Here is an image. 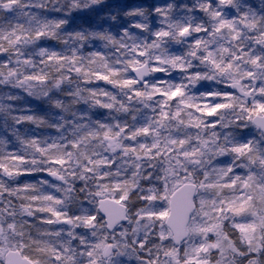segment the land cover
I'll list each match as a JSON object with an SVG mask.
<instances>
[{"label": "snow or ice", "instance_id": "snow-or-ice-1", "mask_svg": "<svg viewBox=\"0 0 264 264\" xmlns=\"http://www.w3.org/2000/svg\"><path fill=\"white\" fill-rule=\"evenodd\" d=\"M46 8L0 0V264H261L264 10L171 0L53 48ZM33 94L49 134L24 130Z\"/></svg>", "mask_w": 264, "mask_h": 264}, {"label": "clouds", "instance_id": "clouds-1", "mask_svg": "<svg viewBox=\"0 0 264 264\" xmlns=\"http://www.w3.org/2000/svg\"><path fill=\"white\" fill-rule=\"evenodd\" d=\"M44 3L47 6V19L50 21L49 28L51 32L55 33V35L50 37V40L55 41L58 45L61 40L67 38L66 34L68 32H82L89 36L94 33H108L115 36L127 30L132 35H139V33L133 31V26L143 25L145 29L152 28V18L155 15L149 5L125 8L123 5L115 3L114 0H44ZM244 3L248 8H255L258 11L264 10V0H244ZM182 8L183 5L177 7L172 4V11L169 16L177 18ZM57 10H62L59 12L61 16L66 13L63 24L58 28L55 27L54 23L57 17L56 14H58ZM39 11V9L33 10L36 15L39 14ZM74 14H78L81 18L77 19ZM84 15L90 18V23L83 18ZM4 16H7V13L0 16V23L7 22ZM156 23H160L157 17ZM29 98L32 101H36L39 106H42V112L45 115L39 118L42 120L41 123H37L36 119L27 120L24 130L28 131L31 129L42 135L49 134L55 128V120L60 114V109L55 107L53 100L49 96L42 94H33L27 98L22 96L20 100L22 103L29 105ZM33 109H35V106H33ZM107 116L108 112L105 110L102 114H100L99 110H94V118L103 119ZM235 135H238V133H235ZM234 264H246V260L244 257H237ZM261 264H264V261Z\"/></svg>", "mask_w": 264, "mask_h": 264}, {"label": "trees", "instance_id": "trees-1", "mask_svg": "<svg viewBox=\"0 0 264 264\" xmlns=\"http://www.w3.org/2000/svg\"><path fill=\"white\" fill-rule=\"evenodd\" d=\"M115 3L121 4L123 5L125 8H131L133 6H138V5H149L151 7L153 6H164L166 3L171 2V0H114ZM178 3L180 2H184V0H177ZM187 2H191V0H187ZM56 15H60V14H56ZM74 16H76L77 19L81 18L78 14H74ZM83 18L87 21V22H91L90 18L87 15H84ZM153 26H158L156 23V17L155 15L153 16ZM136 31V30H133ZM41 46H47V47H53V48H59V45L55 42V41H46V42H42ZM98 86L100 87H104V88H109L111 86L106 85L104 82H98ZM29 107H31L33 109V106H35V109L38 113L43 111L42 106H39L37 104L36 101H32L29 98ZM104 110H99L100 114L103 113ZM31 127V126H30ZM22 179H28V180H35L37 179V177L33 176V177H22Z\"/></svg>", "mask_w": 264, "mask_h": 264}, {"label": "rangeland", "instance_id": "rangeland-1", "mask_svg": "<svg viewBox=\"0 0 264 264\" xmlns=\"http://www.w3.org/2000/svg\"><path fill=\"white\" fill-rule=\"evenodd\" d=\"M37 178H42V177H37Z\"/></svg>", "mask_w": 264, "mask_h": 264}, {"label": "water", "instance_id": "water-1", "mask_svg": "<svg viewBox=\"0 0 264 264\" xmlns=\"http://www.w3.org/2000/svg\"><path fill=\"white\" fill-rule=\"evenodd\" d=\"M49 179H51V178H49Z\"/></svg>", "mask_w": 264, "mask_h": 264}]
</instances>
